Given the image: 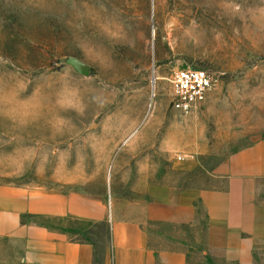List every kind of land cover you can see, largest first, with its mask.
<instances>
[{"label":"rangeland","instance_id":"obj_1","mask_svg":"<svg viewBox=\"0 0 264 264\" xmlns=\"http://www.w3.org/2000/svg\"><path fill=\"white\" fill-rule=\"evenodd\" d=\"M185 68L218 81L189 114L170 108ZM263 138L264 0H0V183L135 220L193 199L195 226L165 231L203 250L198 192L224 187L216 167ZM76 228L102 253L105 230Z\"/></svg>","mask_w":264,"mask_h":264},{"label":"crops","instance_id":"obj_2","mask_svg":"<svg viewBox=\"0 0 264 264\" xmlns=\"http://www.w3.org/2000/svg\"><path fill=\"white\" fill-rule=\"evenodd\" d=\"M212 176L224 187L196 196L208 222L203 250L171 247L186 240L165 231L195 226L193 199L151 205L135 220L80 194L0 183V264H96V258L102 264H264V138L229 156ZM83 223L86 231L110 232L102 253L78 239L85 229L76 226Z\"/></svg>","mask_w":264,"mask_h":264},{"label":"built area","instance_id":"obj_3","mask_svg":"<svg viewBox=\"0 0 264 264\" xmlns=\"http://www.w3.org/2000/svg\"><path fill=\"white\" fill-rule=\"evenodd\" d=\"M170 83V108L181 114H189L205 104L218 85L209 70L198 68L174 71Z\"/></svg>","mask_w":264,"mask_h":264},{"label":"water","instance_id":"obj_4","mask_svg":"<svg viewBox=\"0 0 264 264\" xmlns=\"http://www.w3.org/2000/svg\"><path fill=\"white\" fill-rule=\"evenodd\" d=\"M75 66L78 68V70L80 72H82L83 74H88L90 71V68L80 62H76ZM153 82H155V78H153Z\"/></svg>","mask_w":264,"mask_h":264},{"label":"trees","instance_id":"obj_5","mask_svg":"<svg viewBox=\"0 0 264 264\" xmlns=\"http://www.w3.org/2000/svg\"><path fill=\"white\" fill-rule=\"evenodd\" d=\"M107 238H108V243H110L111 241V235L110 232H107ZM84 241H88V240H84ZM90 243H93L92 241H89ZM96 264H102V262L99 261V259L96 258Z\"/></svg>","mask_w":264,"mask_h":264}]
</instances>
